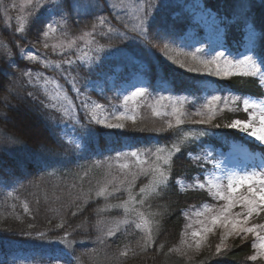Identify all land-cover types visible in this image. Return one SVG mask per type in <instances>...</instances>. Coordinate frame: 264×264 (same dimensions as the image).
Here are the masks:
<instances>
[{"label": "trees", "instance_id": "trees-1", "mask_svg": "<svg viewBox=\"0 0 264 264\" xmlns=\"http://www.w3.org/2000/svg\"><path fill=\"white\" fill-rule=\"evenodd\" d=\"M207 1L220 15L229 17L224 9L228 0ZM68 3L72 5V11L69 14L64 9V14L69 15L66 29L70 34L90 31L94 23L97 24V32L106 31L96 21L98 8L79 12L74 9L71 0ZM254 16L256 25L262 32L259 54H264L263 1L256 7ZM165 18L168 22L166 15ZM170 26L177 30L186 29L181 21L174 19ZM243 27L241 20L225 21L226 43L233 53H239L243 48ZM34 28L37 29V26L32 27ZM113 28L119 33L135 35L129 27L122 24H113ZM96 39L105 46L104 50H114L117 60L123 66L122 76L132 70V64L126 58L129 49L136 46L135 41L125 40L116 33L108 37L97 35ZM156 65L167 81L179 90L188 85L186 77H193L192 74L166 63L159 56ZM34 66L21 59L17 51L9 55L0 50V180L4 185H13L11 192L0 188L1 244L8 241L17 242L25 248L53 249V241L67 232L66 239L72 241V245L70 248L63 244L61 246L75 256L73 264H264V259H249L256 253L252 247L254 236L251 233L246 238L229 237L226 242L229 247L222 249L221 255L215 254L216 245L220 243L218 230L210 235L199 251L193 248L195 250L186 251L188 254L183 251L169 252L171 248H181L182 233L187 223L186 210L212 200L206 190H188L183 193L178 190L175 181L183 179L191 182L197 174L203 172L202 160L196 163L188 154L198 155L208 145L215 150L226 151L232 140H244L238 130L223 125L232 119H247L246 113L242 110L237 113L229 110L222 112L213 121L214 124L221 125L219 128L186 122L167 132H156L151 129L164 128L166 123H156L146 118L137 119L135 126L131 122L127 123L125 129H106L93 125L104 133L101 137H88L85 130L76 125L74 130L83 140L82 147L78 149L63 138L60 115L40 105L42 98L24 77L23 73ZM225 82L240 94L264 98V87L260 86L257 78L233 76L226 78ZM28 93H32V97L37 99H32ZM81 122L85 121L82 119ZM141 128L146 130L141 131ZM202 129H209L215 135H205L199 141L182 146L181 153L175 158L169 188L163 190L160 196L149 198L144 206L139 205L146 215L158 214L154 219L159 221V231L153 230L154 242L147 246V250L141 251L144 233L135 229L134 225L120 226L115 236L105 237V242L99 243L97 236L101 233L97 230V221L120 215L118 210L100 211L106 202L103 198L95 197L100 183L98 178L102 177L105 164L116 156V152L128 147L135 150L151 148L155 151L158 146L170 147L182 132ZM249 145L264 155V147L252 143ZM144 184H147V178L142 177L133 189L139 190ZM89 189L91 199L87 203L82 199L76 200L81 191L88 192ZM124 195L122 190L107 202L118 203L123 200ZM24 204L28 205L27 212L24 211ZM73 212L77 214L73 216ZM62 220L66 221L64 227L56 228ZM250 223H264V212L254 216ZM22 232L30 233L31 236L23 235ZM41 232L45 236L37 238V233ZM161 244L164 245L163 249L160 248ZM126 248L127 256H120V252ZM42 257L39 255L35 259H43Z\"/></svg>", "mask_w": 264, "mask_h": 264}, {"label": "snow or ice", "instance_id": "snow-or-ice-1", "mask_svg": "<svg viewBox=\"0 0 264 264\" xmlns=\"http://www.w3.org/2000/svg\"><path fill=\"white\" fill-rule=\"evenodd\" d=\"M29 4L33 5V12L23 18L22 22L15 29L16 32L26 33L31 31L33 26H37L38 38L42 40H48L50 37L59 33L60 37L67 36L68 33L61 31L67 27L69 15L64 14V9L70 14L72 11V5L68 3V0H52L51 7L55 12V15L60 16V19H50L47 24L44 23L45 11L50 7V0H28ZM15 7V5H13ZM109 7L116 9L117 5L111 4ZM156 7L151 3V0H147V7H138L137 11L142 15L134 17L136 23H134L130 29L135 35L129 36L127 32L119 33L116 29L108 27L104 32H97V24L94 23L91 26L90 31H84L78 37H74L71 40H60L58 44L49 45L44 43L45 49L51 47L53 52L58 49L61 54H65V49L71 50L76 46V40L85 41L87 48L81 55L77 56V60L86 66L90 67V70H95V67H100L102 61L100 60L99 53L104 50V45L100 44L96 39L97 35L102 37H108L113 33L120 35L125 40L136 41L144 44L146 47L151 45L153 48L158 45H153L150 35L155 33L156 38L159 37V30L153 29L151 25L150 11ZM120 19L119 16L116 17ZM96 20L99 26L103 27L105 24H109L110 21L105 16H98ZM127 27V25H125ZM110 47V46H109ZM166 49H169L168 44H164L163 48H160L162 55L173 63L178 64L179 67L185 68L188 72L202 73L219 77L222 79L231 78L233 76H239L244 78H258L260 86L264 87V54L255 53L254 49H249L252 54L240 55L239 57H229L223 51H216L211 55H198L204 50L202 48H196L192 52H185V61H176L166 54ZM79 51V49H77ZM25 49H20V55L24 56L25 60L38 61L42 63L46 68L60 69L61 62H53L47 59L41 60L38 55L33 51H28L24 55ZM12 55V53H9ZM73 59H67L63 63L71 66L75 63ZM23 75L29 77V83L35 82L41 84V87L45 91L48 102L40 101V105L44 109L55 110L60 112L65 119V126L67 121H71L73 126L79 125V127L85 130L88 137H101L104 135L102 131L93 127L102 126L106 129H125L127 122H131L133 126L137 124L136 107L139 103H143L144 99L148 95V89L146 87H135L134 90L128 91L127 95L123 96L125 102V110H117L115 113L108 115H101L100 111L103 109V105L91 101L90 98H86L79 108L72 103L71 99L63 93L62 86L55 80L44 77L43 74H37L34 81L31 72H24ZM70 73L65 74V79L72 85L73 91L80 96V89L76 87V79L72 77L69 79ZM49 85L52 86V90H49ZM28 96L32 97V93H28ZM32 99H37L32 97ZM168 99L170 104L166 107H170L171 111H162L152 105V114L157 117L168 116L175 120L173 124L172 120L166 121V127L151 129L156 132H167L176 126L184 125L186 122H191L200 125H210L213 128L221 127L220 124H214L213 121L217 116L225 109L229 111L242 110L247 115V119H232L231 122L226 123L223 127L229 129H236L244 133L249 140H254L259 145L264 146V98H253L250 95H230L227 97H221L219 95H211L206 98L205 103L201 105L194 115L201 117L199 120H185V116L188 114L182 110V104L187 99L186 97H177L173 100L172 97H159L157 104L160 101ZM64 101L67 102L65 106ZM131 102L134 107L129 109L127 105ZM223 105L222 107L220 105ZM239 105L240 107H236ZM82 112V116H81ZM85 122L82 123L81 120ZM115 120L112 123L111 120ZM141 131L146 129L141 128ZM215 135L210 133L209 129L193 130L188 132H182L179 138L171 144L170 147L158 146L153 151L151 148L143 150H134L127 152H116L115 159H125V163L119 165L123 178L108 173L110 178H107L103 185L95 192L96 198H103L106 202L104 207L100 211L118 210L123 209L125 215L124 219H100L97 221L96 227L101 235L97 236L99 243L105 242V237L115 236L121 225L132 226L135 229L141 230L144 233L143 245L141 251L147 250V246L154 242L153 230L159 231V221L154 219L157 213H148L147 215L135 208L134 205L139 204L144 206L147 200L153 196H160L161 192L168 189L170 182L172 181L173 166L175 158L182 151V146L188 142L199 141L200 137L205 135ZM68 143H75L79 149L82 145L78 141L69 140ZM202 155L198 154L193 156L189 153V158L194 162L199 163L201 160L208 161L214 159L213 153L210 147H204L201 149ZM130 161V162H127ZM111 168V165H109ZM135 169V170H133ZM220 169V164L214 165V170L209 173L204 181L195 179L191 183H185L183 180H177L175 183L178 185V190L183 193L188 190H206L208 195L216 201H222L220 206L214 207L205 203L203 211H198L194 215L197 217H203V219H197L194 223L200 227L191 231L190 235L194 241V245L197 251L207 241L209 234H215L217 229H220V243L216 245L215 254L221 255L222 249H226L229 245L226 243L229 237H244L246 238L251 233L256 242L252 247L256 249V253L249 257L251 261H257L258 259H264V223H250L254 216H259L264 212V166L258 169H252L249 171L247 168L243 170L225 169L220 175H216L215 172ZM87 175V173L85 174ZM129 177H131L129 179ZM147 178V184L139 187L138 193L133 192V188L136 186V181L139 178ZM127 184V187L123 189L127 193V199L118 203H108L111 198L121 193L122 186ZM75 187V185H73ZM91 189L88 192L81 191L76 197V200L82 199L84 203H87L91 199ZM137 196L139 199L137 200ZM39 203V200H37ZM75 203V200L73 201ZM132 205V207H130ZM24 211H28V205L24 204ZM239 209V211H236ZM82 210V209H80ZM131 213H135L136 219L129 218ZM77 213L73 212L75 216ZM189 222L185 225V231L182 233L181 244H187L188 248H192L193 245L189 244L187 239L183 237L188 236V230L193 229V221L188 213H185ZM66 221L56 225V228H63ZM107 230L105 231V226ZM79 227V226H78ZM23 235L31 236L30 233H21ZM45 233H37V238H43ZM68 233L59 237L58 244L71 247L72 241L66 239ZM164 245L161 244L160 248L163 249ZM53 253L57 251L56 248L52 249ZM60 252L67 256V252L64 248L59 249ZM181 251L180 248H171L169 252ZM128 249L120 252V256H127ZM183 254V253H182ZM64 258L60 255H51L49 257L53 264H59L60 260Z\"/></svg>", "mask_w": 264, "mask_h": 264}, {"label": "rangeland", "instance_id": "rangeland-1", "mask_svg": "<svg viewBox=\"0 0 264 264\" xmlns=\"http://www.w3.org/2000/svg\"><path fill=\"white\" fill-rule=\"evenodd\" d=\"M71 1L74 9L79 12H86L91 9L98 8V16H105L110 21L109 24H105L103 26L106 30L108 27L113 28V24L127 25V27L131 29L132 25L137 22L134 17L142 15L137 11L138 7H147V0ZM262 1L264 2V0H228L224 9L229 14V17H222L215 9H212L206 3V0H151V3L156 6L150 11L151 24L153 25V29L159 30L160 38H156L155 33L153 32L152 35H150V39L152 40V44L158 45V47L153 48L151 45L146 47L144 44L135 41L136 46L129 49L126 58V60L132 64V70L122 76L121 70L123 66L117 60L113 49H105L98 54L102 63L100 64V67L92 65L91 67L95 68L93 71L90 70L89 66H86L77 60V56L87 50L85 41L83 40L77 39L75 48L71 50L65 49V54H61L59 49L56 52H53L51 47L47 49L43 47L44 43H48L49 45L58 44L61 39L66 42L74 37H78L84 31L79 34L72 35L66 28H64L61 31L67 32V36L60 37L59 33H57L55 36L50 37L46 41L38 38V30L35 28L23 34L16 32L15 29L22 22L23 18L33 12V5L29 4L28 0H0V50L13 54L14 51L20 53V49L23 48L25 49L24 55H26L28 51H33L41 60L47 59L53 62H61L60 69H56L54 67L46 68L38 61L26 60L35 65L26 72H31L33 81L37 74H43L44 77L55 80L62 86L63 93L66 94L67 97L71 99L72 103L78 108L86 98H90L91 101L104 106L100 111L101 115L115 113L117 110L123 111L125 110L123 96L127 95L128 91L134 90L135 87H146L148 89L147 97L144 99L143 103H139L135 106L137 119H151L156 123L160 121L166 123V121L171 119L173 124H175V120L172 117H157L152 114V108L149 107V105H152L162 111H171L170 107H166L170 104L168 99L160 101L159 104L156 103L159 100V97L163 96L172 97L173 100L177 97H186L187 99L182 104V110L188 114L184 117L185 120L189 119V117L191 120H199L201 117L194 115V113L205 103L207 97L211 95L227 97L230 95L240 94L235 93L226 85V78L222 79L202 73L188 72L185 68L179 67L178 64L173 63L171 60L167 59L165 55H162L160 48H163L164 44H168L169 49L165 50L166 54L168 57H171L176 61H185L186 58L184 53L192 52L196 48H202L204 50L198 55H211L216 51H223L229 57H239L240 55L252 54L249 52V49H254L255 53H258V48L261 44V34L256 29V19H254L252 14L255 6ZM51 3L52 0H50L49 9L45 11L44 17H42L45 24H47L50 19H60V16L55 15V12L51 7ZM111 4L117 5V8L113 9L109 7ZM13 5H15V7H13ZM165 15L167 16L168 22H166ZM117 16H119L120 19H117ZM168 16L171 18L168 19ZM172 19L175 21H181V23L186 22L189 26L185 30L178 29V31L170 26ZM236 20H242L245 25L246 46L242 52L234 55L228 51L225 46L224 21L234 22ZM77 49H79V51H77ZM158 56L170 65L178 67L185 73L193 75V77L188 78V85L186 87L179 90L167 81L156 65ZM20 57L25 60L23 55H20ZM67 59H73L76 62L69 66L63 63V61ZM81 65L83 67H81ZM69 73V79L72 77H75L76 79V87L80 89L79 97H77V94L73 91L72 85L65 79V74ZM24 77L29 83V77L25 75ZM42 83L43 81H41V84ZM41 84H36L35 82L29 83V85H31L33 89L38 92L42 100L47 103L48 100ZM49 90H52L51 85H49ZM64 104L67 106L66 101H64ZM220 106L222 107L223 105L221 104ZM127 107L131 109L134 105L129 102ZM236 107H238V105H236ZM226 110L228 109H225L224 111ZM57 113L61 117V134L63 138L67 142L69 140L78 141L82 145L81 136L74 130L73 123L71 121H67V126H65L64 117L60 112ZM221 114L222 112L219 115ZM82 115L83 114L81 112V116ZM111 122L115 123L116 121L113 119ZM240 133L244 135L247 140H249L244 133ZM251 142L257 143L254 140H251ZM73 144L76 145L75 143ZM134 150L135 149L127 148L123 150V152ZM212 153L214 159L206 161L208 165L206 166L203 175L198 178L201 182L204 181V178L209 173L213 172L214 165L217 163L220 164V169L215 172L216 175H220V173L225 169L243 170L247 168L251 171L254 168L258 169L259 167L264 166V161L260 155L252 154L247 146L240 143H233L230 150L226 153H215L213 150ZM125 162L124 158H121L120 160H116L115 157L111 158L104 166L102 177L98 178L100 183L97 190L103 185L107 178H110L108 176L109 172H111L112 175L123 178V173L121 172L119 165ZM109 165H111V168H109ZM130 178L131 177H129V179ZM126 187L127 184L122 186V190ZM0 188H2L3 191L11 192L13 185H4L0 180ZM138 191L139 190L133 189L134 193H138ZM126 199L127 193L125 192L123 200ZM138 199L139 196H137V200ZM215 202L219 206L223 203L222 201L217 202L216 200ZM204 204L205 203L199 206H193L185 212L188 213L193 221V229L188 230V236L184 239H187L188 243L192 244L193 247L188 248L187 244H181L180 250L184 253H187L186 251L195 250L193 249L195 248V245L190 233L192 230L200 227L198 224L194 223V221L197 219H203V217H197L194 214L198 211H203L202 206ZM207 204L211 205L210 203ZM130 207H132V205H130ZM134 207H139V210H142L139 204L134 205ZM118 211L120 215L117 214L114 218L124 219L126 214L123 209H118ZM129 218L136 219L135 213H131ZM186 220L188 223V217H186ZM107 227L108 226L106 225L104 228L105 231L107 230ZM209 237L210 234L208 238ZM57 240L58 239L54 240L53 244L61 246V244L57 243ZM255 242L256 240L254 243ZM201 247H203V245ZM1 248L0 264L5 262V257L7 260L5 264H44L42 261H37L35 263L30 262L28 252L20 250L21 247L16 242H8L6 243L4 250ZM49 257L50 255L47 256V262L51 263L52 261H50Z\"/></svg>", "mask_w": 264, "mask_h": 264}]
</instances>
